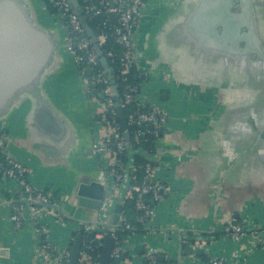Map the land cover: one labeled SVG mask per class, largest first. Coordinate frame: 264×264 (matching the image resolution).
Here are the masks:
<instances>
[{"label": "crops", "instance_id": "crops-1", "mask_svg": "<svg viewBox=\"0 0 264 264\" xmlns=\"http://www.w3.org/2000/svg\"><path fill=\"white\" fill-rule=\"evenodd\" d=\"M19 1L59 47L35 92L18 93L0 115L5 151L28 168L33 187L68 196L74 203H59L64 211L88 221L94 211L78 206L76 192L80 184L99 178L100 158L91 150L99 134L97 108L77 66L61 49L65 32L43 0ZM171 4L158 7L138 27L149 70L134 69L140 90L170 118L156 147L162 152L157 166L167 189L154 205L155 217L145 234L124 240L123 264H144L149 255L168 264H209L215 259L264 264V70L238 76L231 62L194 54L179 35L185 14ZM142 72H147L144 80ZM17 200V182L0 169V249L7 251L0 264H42L36 222L46 229L55 256L68 251L74 234L88 227L60 212L39 210L35 220L25 211L16 229L10 216ZM233 220L259 235L231 240L224 228ZM185 231L202 240L191 244L192 255L179 250L181 244L189 246L182 243ZM196 249H202L200 255Z\"/></svg>", "mask_w": 264, "mask_h": 264}, {"label": "built area", "instance_id": "built-area-1", "mask_svg": "<svg viewBox=\"0 0 264 264\" xmlns=\"http://www.w3.org/2000/svg\"><path fill=\"white\" fill-rule=\"evenodd\" d=\"M50 1L56 9V18L60 27L65 32L61 42L62 48L77 66L85 90L94 94L91 101L96 105L100 127L98 136L92 142L91 150L100 158L101 162L98 180L105 190L110 192V196L105 197L102 202L97 219L98 226H94L91 230L85 229L91 233L94 232L95 235L88 244L82 243L78 264H95L94 261H91L88 250L91 249L92 244H100L105 235L113 239L109 264H123L124 241L118 239L117 236L121 228H129L123 217V212L120 214L116 227L104 230V234L98 233V229L109 223L116 203L124 205L127 200H133L138 213L136 221L145 230L146 225L152 222L155 217L154 205L162 200L167 189L164 181L160 178L159 167L153 162L147 161L141 153L137 154L148 163L129 167L123 161V156L128 153V149L131 146L139 148L138 145L146 135L158 137L160 133L164 134L169 128L168 114L150 102L140 90L139 85L133 84L129 80L131 71L139 69L137 59L138 27L149 11L166 0H81L82 5L78 3V6L82 14L96 16L100 22L95 31L91 29L96 39L94 45L90 43V39L78 17L72 12L67 0ZM95 45L100 48L102 56L107 59L115 80L120 104L126 117L129 142L126 141L124 133L121 131L110 81L101 65ZM87 71H90L89 76ZM100 95L103 98H100ZM4 137V134L0 133V166L6 178L17 182L18 199L23 196L32 203H68L70 199L64 194L56 197L46 190L36 189L31 185L28 180V168L6 153ZM137 171L141 172L139 182L132 185L131 181L135 176L133 174ZM128 173L130 174V185L124 193H121L122 184ZM39 210L46 209L22 204L14 207L10 216L14 228L21 227L22 214L25 211H29L32 219L35 220ZM34 226L38 246L41 250L42 264H51V262L68 264L71 247L63 254L54 256L47 242L46 229L37 222ZM258 232V230L246 229L236 220L224 228V233L233 241H239L248 235L256 237L259 235ZM120 258L122 262H117ZM145 259L149 264H158L157 257L154 255H149ZM209 264H226V261L215 259Z\"/></svg>", "mask_w": 264, "mask_h": 264}, {"label": "water", "instance_id": "water-1", "mask_svg": "<svg viewBox=\"0 0 264 264\" xmlns=\"http://www.w3.org/2000/svg\"><path fill=\"white\" fill-rule=\"evenodd\" d=\"M74 15L81 23L91 44L96 43L94 34L87 23V18L78 6L77 0H67ZM176 11H182L185 15L180 21L179 35L186 44H190L194 54H201L204 57L216 56L221 61L234 64L236 73L248 76V70H264V0H174ZM171 2V3H172ZM168 1L156 5L148 15L143 18L146 22L158 7L166 8ZM172 5V4H171ZM58 44L52 35L40 28L31 18V15L19 0H0V115L4 114L10 106L16 95L22 91L35 92L38 88V80L42 72L51 66L58 55ZM61 49L62 46H61ZM96 53L100 57V62L110 81L115 109L118 121L124 137L129 142L130 136L123 108L120 104V97L117 93L115 80L109 69L108 61L102 56L100 48L95 45ZM148 57L147 50L137 47V59L139 69L149 70L145 64ZM147 72L140 74V79L146 78ZM90 75V71H87ZM252 77L257 80L256 77ZM136 78V77H135ZM248 80V79H247ZM231 85V83L229 84ZM93 93L90 96L93 97ZM100 98H103L100 95ZM218 112L214 113L216 117ZM163 136L162 133L159 134ZM264 138V132L261 134ZM129 149L136 153H141L147 161L153 162L156 166L162 155L161 150L156 148V154L146 155L145 152L137 150L136 146ZM2 170V168L0 167ZM130 185V174L128 173L121 187V193H124ZM161 190V194H162ZM77 204L81 208L89 209L93 212L92 219L88 221H78L70 217L61 204H43L40 202L32 203L25 197H20L15 203L34 206L52 210L54 213L60 212L66 218L74 221L80 226H88L85 229L91 230L98 226L97 219L105 197L110 196V192L105 190L99 180H88L80 184L77 190ZM74 200H69L73 205ZM123 212V205L116 203L112 210V216L109 223L101 226L98 233L104 234V230L117 226L120 214ZM188 234L182 243L189 246L183 248L180 245L179 250L184 255L193 254L191 244L202 241L196 236ZM182 238V237H181ZM82 246V236L76 235L73 239L70 260L68 264H78ZM113 247V239L105 235L102 240V251L100 257L94 260L95 264H109ZM140 248L136 252L140 253ZM202 249H196L195 254L200 255ZM7 251L0 249V256H5ZM122 255V259H124Z\"/></svg>", "mask_w": 264, "mask_h": 264}, {"label": "trees", "instance_id": "trees-1", "mask_svg": "<svg viewBox=\"0 0 264 264\" xmlns=\"http://www.w3.org/2000/svg\"><path fill=\"white\" fill-rule=\"evenodd\" d=\"M77 1L80 5H82L81 0H77ZM43 2L45 4V7L48 10L49 14L56 18L57 12H56L55 7L51 3V1L50 0H43ZM86 18H87V23H88L89 27L95 31L96 28H98V24L100 23L98 20V17H96V16L91 17V16L86 15ZM56 20L58 21L57 18H56ZM108 44L111 45V43H108ZM115 49H117V48H115ZM135 73H136L135 70L131 71V73L129 75V80L133 84H138L139 81L136 80ZM160 138H161L160 136L153 137L150 135H146L145 138L138 145L139 148H137V147L136 148L139 151L145 152L146 155H148V156L155 155L156 154V147L158 145V141ZM123 161L129 167L136 166V165H144V164L148 163L144 158L140 157L135 151H132L131 149H128V153L123 156ZM133 175H135V176H134L133 180L131 181V184L132 185L138 184V182H139L138 179L141 176V172L140 171L134 172ZM137 216H138V213L135 210L134 201L133 200H127L123 205V217L125 218V222L129 226V228L128 229L121 228L122 230L120 229V231L117 233L118 239H120L121 241H124L126 238H128L131 235L145 234L146 231H144V227L136 221ZM77 234L82 236V243H86V244H88L89 240L91 238H93L95 235L94 232L91 233L89 231H86L85 228H83L79 232H76V234H74L73 237H75ZM71 245H72V242H70L69 247H71ZM50 251H51V248H50ZM101 251H102V242H100V244H98V245H96V243L92 244L91 249L88 250V254L90 255L91 261L98 259L100 257ZM51 253L53 254L52 251H51ZM156 257H157V263L158 264H168L170 262L164 258L161 259L159 256H156ZM117 262H122L121 258ZM144 264H149L146 259H144Z\"/></svg>", "mask_w": 264, "mask_h": 264}]
</instances>
